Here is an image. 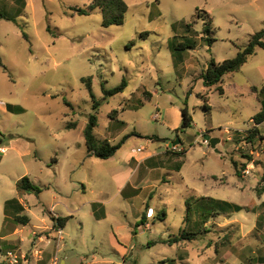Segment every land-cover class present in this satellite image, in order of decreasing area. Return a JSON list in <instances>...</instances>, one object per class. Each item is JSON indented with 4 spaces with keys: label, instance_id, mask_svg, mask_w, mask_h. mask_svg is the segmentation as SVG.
Wrapping results in <instances>:
<instances>
[{
    "label": "rangeland",
    "instance_id": "obj_1",
    "mask_svg": "<svg viewBox=\"0 0 264 264\" xmlns=\"http://www.w3.org/2000/svg\"><path fill=\"white\" fill-rule=\"evenodd\" d=\"M91 1L0 0V12L12 19L0 18L6 66H0V236L6 235L0 262L9 264L8 252L20 264H51L57 252L59 264H115L124 257L127 264L263 262L264 195L256 187L264 173V123L262 138H245L264 98V49L218 85L205 86L203 75L212 59L235 58L264 29V0H125L124 24L109 27L100 11H72ZM83 78H92L100 102L96 137L118 144L128 136L111 160L88 152L84 129L94 101ZM123 80L122 93L105 96ZM128 103L135 108L122 112ZM6 105L22 111L4 112ZM185 106L193 127L176 132L182 149L169 151L186 153L163 158L137 195H120V177L112 175L117 159L133 150L165 151L137 133L164 135ZM112 124L121 136L111 137ZM205 135L220 140L216 148ZM25 176L42 191L21 196L30 222L19 225L5 221L4 207L19 199L16 184ZM52 216H72L62 237ZM182 232L193 239L168 243Z\"/></svg>",
    "mask_w": 264,
    "mask_h": 264
},
{
    "label": "trees",
    "instance_id": "obj_2",
    "mask_svg": "<svg viewBox=\"0 0 264 264\" xmlns=\"http://www.w3.org/2000/svg\"><path fill=\"white\" fill-rule=\"evenodd\" d=\"M20 3H22L23 6H26L25 0H18ZM129 10L128 4L125 0H92L91 4L86 8H72V11H74L78 15H89L93 12L100 11L103 14V25L105 27H109L112 25H122L125 22L126 14ZM0 18L12 20L10 17H7L4 13L0 12ZM210 24H205V32L212 33ZM144 37H148L149 33L142 34ZM24 37L27 38V35L24 33ZM213 41V39H212ZM186 47L178 46L177 50H183ZM257 48L264 49V29L260 32H257L251 39L249 45L241 50L237 56L233 59H227L223 61L222 63H217L214 59L209 64V67L207 69L206 74L203 75L204 78V84L207 87L218 85L222 82L223 78L227 74L236 73L239 72L242 67L247 63L248 59L253 56L256 53ZM0 66L6 69V66H4L3 61L0 56ZM82 81L86 84V87L92 97V100L94 101V112L89 115V122L86 125L84 129V137H85V143L88 149V152L90 155L95 156L99 159L108 160L115 156L117 151L122 147V144L126 140V137L122 139V141L118 144H112L108 139H98L95 135V129L98 126V108L100 105V102L96 99V96L93 93L92 88V78H83ZM127 88V82L126 80H123L122 83L113 88V89H104V93L106 97L109 96H115L117 94L122 93ZM220 94L224 93L223 87H219ZM253 90L255 92L258 91L257 87H253ZM261 94L264 93V87L259 91ZM152 97V96H151ZM146 99H150V97H147ZM261 110L255 114L252 118L254 122V128L250 130L249 136L245 138L248 142L254 141V138L257 136H261V130L258 126L262 125L264 123V98L261 100ZM135 107L128 104H125L123 107ZM19 108L20 111L22 109L17 106H8V109L14 110ZM207 108H210L207 106ZM119 112V110H114L111 113V118L114 119L113 115H116ZM116 118V117H115ZM194 124V119L190 113V110L187 106L182 108V126L179 130H176L177 133L184 132L186 129L192 128ZM77 124H68V128H76ZM133 135V134H132ZM139 135V134H137ZM147 139H155L158 138L156 136H140ZM262 138V136L260 137ZM264 139V138H263ZM182 143V142H181ZM186 151L178 152L176 154H184ZM249 161L252 160L251 156H248ZM1 161V160H0ZM237 169V174L239 175V164L237 162H233ZM248 163L242 164L243 169L247 166ZM179 167L181 166V163L178 164ZM17 192L19 195L24 194H30L35 193L39 195L41 193V189L33 182L28 176L23 177L20 179L16 184ZM256 193L259 197L264 195V173L262 175L261 181L259 182L258 186L256 187ZM99 205L97 203L93 204V210L94 214L97 216L96 208ZM25 208L20 202L18 198L10 199L6 201L4 212L6 214V220L11 219L13 222L19 225H27L30 222V218L28 215L24 214ZM71 217H65V218H55L52 217V220L54 222L53 228L55 230L64 229ZM146 219V213L143 214L142 222L145 223ZM180 236H176L174 239L168 240V243L170 245H173L175 243L180 242L181 240H192L193 237L190 236V234H186L184 232L179 234ZM0 264H6L3 262H0ZM258 264H264L263 262H260Z\"/></svg>",
    "mask_w": 264,
    "mask_h": 264
},
{
    "label": "crops",
    "instance_id": "obj_3",
    "mask_svg": "<svg viewBox=\"0 0 264 264\" xmlns=\"http://www.w3.org/2000/svg\"><path fill=\"white\" fill-rule=\"evenodd\" d=\"M254 87H257V86H254ZM153 96H154V93H152V97ZM132 108H135V107H132ZM125 110H126V107H125V109L124 108L121 109L122 112H126ZM2 111H4V112L8 111L7 105L4 109L2 108ZM168 111L169 112L172 111L175 114L181 113L180 108H171ZM181 121H182L181 117L179 119H175L173 121L169 119V122H171V123L168 124V127H167L168 132H166L164 135H161L160 133H158L156 135H146V134L144 135L142 133H137V134H139L137 136H156L158 138L157 140L147 139V138L146 139L148 140V142H151V143H155V142L163 143L165 146V151H160L157 153L146 152V153H142V154H137V152L135 150H133L132 153L126 152L124 154H121L120 157L116 161V164L114 166L115 168L112 169V175L114 177H120V179H119L120 183H118L119 185L117 186V191L120 195H123L125 198H127L128 196L132 197V196L137 195L139 193V191L142 190V188H143L142 185L145 183L146 177L149 175L150 171L153 172V170L156 166L162 165V161H163L162 159L163 158H165L166 161L170 162L173 155L178 153L176 151H169V150L171 148L175 147V146H173V142H175V140L177 138H179V136L176 133V130H178V128L180 127ZM109 126H110V124H109ZM112 126L115 129H114V135H112L110 133L111 137L121 136L123 129H121V128L117 129L113 124H112ZM261 126L262 125H260L258 127L260 128ZM142 138H144V137H142ZM178 145L180 147L176 148V150L181 151L182 145L181 144H178ZM1 151H5V148H0V152ZM168 152H169V154H168ZM116 155H117V153L112 158L116 157ZM112 158H110L108 160H111ZM55 163H56V161H55ZM182 165L183 164H181L180 167H179V165H177V167H179V170L182 168ZM21 196L22 195L19 196V200L25 208V211H24V214H25L27 206L22 202ZM95 203L98 204V202H94L92 204H95ZM147 206L150 208L149 209L150 210V216L149 217H151L155 214V211H154L153 207H151L149 204H147ZM52 217H54V216H52ZM69 217H72V216H69ZM55 218H57V217H55ZM58 218H61V217H58ZM5 221H6V219H5ZM3 236H6V235H1L0 237H3ZM120 247H122V246H120ZM11 253H13V252H11ZM15 255H17V254L15 253ZM122 259H125V257ZM62 264H66V261L62 260Z\"/></svg>",
    "mask_w": 264,
    "mask_h": 264
},
{
    "label": "built area",
    "instance_id": "obj_4",
    "mask_svg": "<svg viewBox=\"0 0 264 264\" xmlns=\"http://www.w3.org/2000/svg\"><path fill=\"white\" fill-rule=\"evenodd\" d=\"M158 117H159V114L157 113L155 115V119L158 118ZM204 143H208V142L204 140ZM249 167H248V169L244 170V174H246V175L250 174L251 169H249ZM253 167H254V165H253ZM56 232L58 233L59 236L62 237L63 229H59ZM8 258H9V264H20L19 257L17 255H15L14 253L9 252L8 253ZM51 264H59V254H58V252H57V254H55ZM115 264H127V262H126V259H122V260L118 261Z\"/></svg>",
    "mask_w": 264,
    "mask_h": 264
},
{
    "label": "water",
    "instance_id": "obj_5",
    "mask_svg": "<svg viewBox=\"0 0 264 264\" xmlns=\"http://www.w3.org/2000/svg\"><path fill=\"white\" fill-rule=\"evenodd\" d=\"M204 140L207 141L211 145V148H216V145L220 142L219 139L211 138V136H209V135H205ZM178 144H181V140H179V139H177L175 142H173V146H176Z\"/></svg>",
    "mask_w": 264,
    "mask_h": 264
}]
</instances>
